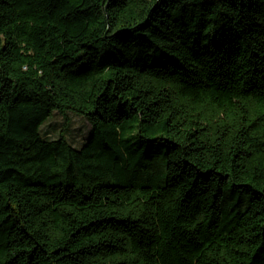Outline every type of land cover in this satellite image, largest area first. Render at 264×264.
Returning <instances> with one entry per match:
<instances>
[{"label":"trees","instance_id":"16d2710c","mask_svg":"<svg viewBox=\"0 0 264 264\" xmlns=\"http://www.w3.org/2000/svg\"><path fill=\"white\" fill-rule=\"evenodd\" d=\"M0 264H264V0H0Z\"/></svg>","mask_w":264,"mask_h":264},{"label":"rangeland","instance_id":"374dc122","mask_svg":"<svg viewBox=\"0 0 264 264\" xmlns=\"http://www.w3.org/2000/svg\"><path fill=\"white\" fill-rule=\"evenodd\" d=\"M86 117L67 112L66 115L55 112L41 126V135L46 139H56L63 135L75 148H80L90 132Z\"/></svg>","mask_w":264,"mask_h":264}]
</instances>
